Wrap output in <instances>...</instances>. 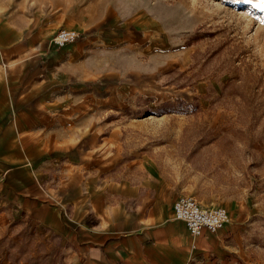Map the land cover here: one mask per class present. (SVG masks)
I'll return each mask as SVG.
<instances>
[{
    "label": "crops",
    "instance_id": "0c3cea01",
    "mask_svg": "<svg viewBox=\"0 0 264 264\" xmlns=\"http://www.w3.org/2000/svg\"><path fill=\"white\" fill-rule=\"evenodd\" d=\"M10 11L0 2V230L29 232L59 264H251L234 225L191 237L147 164L117 166L108 116L135 86L103 53L150 50L147 11L87 34L77 24L81 38L62 48L51 38L71 22Z\"/></svg>",
    "mask_w": 264,
    "mask_h": 264
},
{
    "label": "rangeland",
    "instance_id": "374dc122",
    "mask_svg": "<svg viewBox=\"0 0 264 264\" xmlns=\"http://www.w3.org/2000/svg\"><path fill=\"white\" fill-rule=\"evenodd\" d=\"M2 1L14 16L86 34L147 11L158 32L150 50L103 53V67L135 86L108 116L117 166L145 163L175 197L225 208L241 233L234 244L264 264V0ZM17 231L0 230V264H59L56 248Z\"/></svg>",
    "mask_w": 264,
    "mask_h": 264
},
{
    "label": "built area",
    "instance_id": "2783aa9c",
    "mask_svg": "<svg viewBox=\"0 0 264 264\" xmlns=\"http://www.w3.org/2000/svg\"><path fill=\"white\" fill-rule=\"evenodd\" d=\"M80 38L74 30L62 28L51 40L54 47L62 48ZM173 218L184 223L191 237H199L204 233L216 234L229 223V215L220 206H203L193 197L180 196L172 206Z\"/></svg>",
    "mask_w": 264,
    "mask_h": 264
},
{
    "label": "bare ground",
    "instance_id": "6f19581e",
    "mask_svg": "<svg viewBox=\"0 0 264 264\" xmlns=\"http://www.w3.org/2000/svg\"><path fill=\"white\" fill-rule=\"evenodd\" d=\"M181 222V221H180ZM229 222H230V220H229ZM183 223V222H182Z\"/></svg>",
    "mask_w": 264,
    "mask_h": 264
}]
</instances>
